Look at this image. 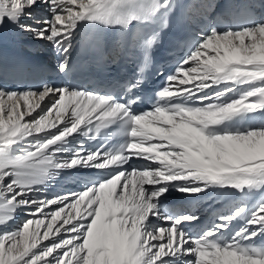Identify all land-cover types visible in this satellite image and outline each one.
Instances as JSON below:
<instances>
[{
    "label": "snow or ice",
    "instance_id": "6c2138e0",
    "mask_svg": "<svg viewBox=\"0 0 264 264\" xmlns=\"http://www.w3.org/2000/svg\"><path fill=\"white\" fill-rule=\"evenodd\" d=\"M173 7L172 0H0V25L49 42L67 75V53L83 24L166 26ZM36 8L48 17L34 18ZM157 35L142 41L145 64ZM141 83L126 85L124 102L48 83L37 90L0 87V264H264V199L235 204L196 236L183 225L198 218L166 209L162 200L170 189L264 191V121L255 123V113L264 117V21L212 27L167 77L155 106L137 113ZM93 117L97 135L117 126L113 135L125 137L119 148L56 159L69 152L74 134L93 131ZM134 159L150 164L138 168ZM73 168L112 171L70 196L30 195L55 170ZM19 210L30 218L13 228Z\"/></svg>",
    "mask_w": 264,
    "mask_h": 264
},
{
    "label": "bare ground",
    "instance_id": "6f19581e",
    "mask_svg": "<svg viewBox=\"0 0 264 264\" xmlns=\"http://www.w3.org/2000/svg\"><path fill=\"white\" fill-rule=\"evenodd\" d=\"M214 1V0H212ZM263 4H264V0ZM193 9L196 10L195 13L198 14V12L204 13L205 11L203 10V4L200 5V3H197L195 5L192 6ZM203 10V11H202ZM264 11V9H263ZM264 21V19H262ZM6 27H8L9 31H12V34L14 36V40L16 41V39L18 38V34H20L19 32L21 30H19V28L12 26L11 24L5 23L4 24ZM22 32V31H21ZM77 35V32L75 33V36ZM74 36V38H75ZM74 38L72 39V41L74 40ZM71 41V42H72ZM17 45L20 46L21 49L23 50H30L32 52H36V53H45L46 55H50L51 54V50H54V48H51V45L49 46H44V50L41 51V49L35 47V46H30V43H23L22 41L18 42L16 41ZM47 47V48H46ZM49 58V57H48ZM53 57L49 58L52 59ZM178 87H193L191 85L188 86H184V85H177ZM221 89H223L225 86L220 85L219 86ZM241 87H249L248 85H244ZM209 91L211 93L212 90H206ZM231 94L232 96L234 95H238V93H227ZM199 95V93H198ZM196 98V97H193ZM93 119H95L93 117ZM55 131V130H53ZM30 141H32L33 143L35 142L33 137H29L28 138ZM73 143L72 145H70L69 148V152L67 153H63V154H57L56 155V159L58 160H65L68 159L70 157V155L72 154V151H80L82 154H87L89 151L87 145L85 144V141L82 139V137L80 135H75L73 138ZM34 150V149H33ZM141 162L143 164V166H148L150 164V162L148 161H144L142 159H134L131 164H135ZM145 164V165H144ZM153 167H155V165H151ZM126 168H128V166H125ZM107 170L110 169H106V170H97V169H84V168H73V169H60V170H55V174L49 176L43 184H39V185H35L34 188L36 189V191L30 193V195L37 199V200H44V199H52V198H56V197H60V196H70V194L72 193H77L81 190H83L84 185H85V181H91L92 178H94V175H100L103 172H106ZM130 170V169H129ZM178 183H183L182 181H178ZM211 188L206 189L204 192L201 193H194V194H186V193H180V192H175L173 195L168 196L167 194L165 195V197L162 198H169L170 201H175L177 198L178 199H185L187 197H191V195H195V194H205L207 193ZM208 201V199H207ZM207 201H204L203 204L207 203ZM164 202V201H163ZM202 204V205H203ZM56 206H52V209L54 210ZM204 206H200L199 208H197L196 210L192 211L190 214L196 216L198 219L202 217V211L204 210ZM27 211L29 210H19L17 215H16V219L13 222L12 226L14 224H16V221H18L20 218L24 217L27 215ZM48 209H45V212H47ZM156 223L160 226H167V222L166 221H156ZM186 223L188 222H184V228L186 230ZM187 231V230H186ZM189 234H191L192 236H196L194 232H188ZM47 243V242H45Z\"/></svg>",
    "mask_w": 264,
    "mask_h": 264
},
{
    "label": "rangeland",
    "instance_id": "374dc122",
    "mask_svg": "<svg viewBox=\"0 0 264 264\" xmlns=\"http://www.w3.org/2000/svg\"><path fill=\"white\" fill-rule=\"evenodd\" d=\"M33 16H34V18H47L48 17V13H47V10L45 8H36V9L33 10ZM22 22L32 24L33 27H40V25L35 24V19H25ZM19 30H21V29H19ZM21 31L19 32L20 34H18V38L20 37L19 38V41H18V39H16V41H18V42L22 41L24 43L28 42V43H31V44H36L37 46L31 45V44H30V46H35V47H37L39 49H41V48L43 49V47H44L43 45H45V46L46 45L47 46L51 45L47 41H43V40L37 39L35 37L34 33H32V32H27V31H22L21 32ZM51 48H52V45H51ZM138 163H141V162H138ZM132 165H133V163H132ZM135 167H138L139 168V167H144V166L142 164V166H140V165L137 166L136 165ZM27 218H30V217L28 215H26V216L20 218L18 221H16V224H14L12 227L13 228L16 227L17 225H19L20 223H22Z\"/></svg>",
    "mask_w": 264,
    "mask_h": 264
}]
</instances>
